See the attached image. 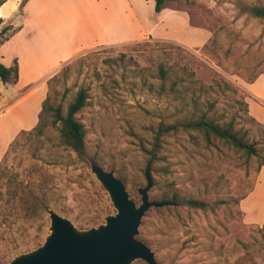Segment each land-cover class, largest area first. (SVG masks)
I'll return each instance as SVG.
<instances>
[{"label": "rangeland", "instance_id": "obj_1", "mask_svg": "<svg viewBox=\"0 0 264 264\" xmlns=\"http://www.w3.org/2000/svg\"><path fill=\"white\" fill-rule=\"evenodd\" d=\"M28 1L14 29L11 22L0 24V31L11 28L0 36L1 44L8 41L0 62L16 65L18 76L20 69L23 75L16 84L4 83L0 96V264L45 244L51 234L49 211L80 232L117 214L92 171L93 162L121 178L140 206L139 190L147 185L144 174L159 124L199 119L213 103L211 115L235 119L260 156L250 158L218 142L198 150L185 134L163 138L152 164L151 200L159 189H176L211 208H151L137 238L159 264H264V227L248 224L240 207L264 160V125L252 122L246 100L250 83L264 75V20L242 13L241 4L264 5V0H168L159 15L154 0H145L148 22L144 19L142 33L147 28L149 37L89 50L106 39L130 37L123 23L130 0ZM161 65L171 68L175 78L213 85L214 92H198V108L192 94L161 97ZM82 87L90 95L77 115L87 128L83 157L60 144L56 127L42 135L33 132L47 98L66 109ZM259 93L264 96V81ZM131 264L147 263L137 259Z\"/></svg>", "mask_w": 264, "mask_h": 264}, {"label": "trees", "instance_id": "obj_2", "mask_svg": "<svg viewBox=\"0 0 264 264\" xmlns=\"http://www.w3.org/2000/svg\"><path fill=\"white\" fill-rule=\"evenodd\" d=\"M6 1L7 0H0V7ZM27 1L28 0H23L21 7H23ZM167 1L168 0H154L155 14L159 15L163 12L164 5ZM241 11L242 13L249 14L254 18L264 20V5L247 6L245 4H241ZM0 23H2L1 20ZM10 30V27L3 28L0 31V36L5 35ZM6 39L7 38H5V40ZM18 78V67L16 65L13 67H6L0 62V79L3 83L7 84L12 82L16 84ZM157 79L158 92L161 97H174L175 99L188 98L189 94H192L191 102L195 108H198L200 104L198 102L200 99V97L197 96L198 92L204 94L214 92L213 85L205 86L196 80L186 81L183 78H175L173 70L165 65L158 67ZM199 84L201 85L199 86ZM225 85L228 89L231 87L227 83ZM196 87H198V89L193 90ZM89 98V89L85 87H82L77 92L76 96L66 109L62 104H53L47 98L40 113L39 124L33 132L42 135L44 134L45 129H48L49 126L56 127L59 132L60 144L66 149L75 152L79 156H85L88 152L86 142L87 128L85 124L79 120L77 115L85 107H87ZM214 107L215 103L211 104L210 109L204 112L199 119L191 117L190 119H185V121H164L160 123L158 130L155 132L154 142L152 143L154 151H150L151 155H156L154 159H158L157 150H160L163 138L166 140L168 138L178 136L179 134H185L188 137V140L191 141L192 145H194L198 150L202 147H217L216 142H218V144H224L243 151L250 158L252 156L259 157L260 153L258 151L260 148L255 146L256 142L251 141L247 135L245 136L243 133L241 134V130L236 128L235 119H232L231 121H224L221 118L212 116L211 113ZM251 119L253 123L261 125L259 122H256L253 117ZM262 168H264V160L259 165L258 172ZM120 180L122 181L121 178ZM13 194L14 196H17L18 193L14 192ZM152 200L172 201L177 204V206L174 207L182 205L203 211L211 208L209 203L191 197L182 196V194L176 189H172L168 192L164 189H159L153 196ZM29 207H33L32 204L29 205ZM156 209L157 211L162 210V208ZM139 239L142 240L141 238Z\"/></svg>", "mask_w": 264, "mask_h": 264}, {"label": "water", "instance_id": "obj_3", "mask_svg": "<svg viewBox=\"0 0 264 264\" xmlns=\"http://www.w3.org/2000/svg\"><path fill=\"white\" fill-rule=\"evenodd\" d=\"M145 170L147 185L139 190L141 205L130 198L125 184L114 172L105 171L92 163V171L108 191L117 214L106 218V224L86 232L78 231L73 223L49 211L51 234L37 250L16 257L11 264H131L137 259L147 264H159L155 253L137 237L142 219L151 208L177 206L172 201H152L154 186L152 163Z\"/></svg>", "mask_w": 264, "mask_h": 264}, {"label": "crops", "instance_id": "obj_4", "mask_svg": "<svg viewBox=\"0 0 264 264\" xmlns=\"http://www.w3.org/2000/svg\"><path fill=\"white\" fill-rule=\"evenodd\" d=\"M144 1L145 0L129 1L131 2L129 5L131 8L130 15H127L129 16V18H124L125 20L123 23L125 24V29H123L130 32V37L124 38L122 40H117V37L111 40L106 39L104 40V42L101 41L100 43L89 46L88 50L96 47H118L129 45L131 43L139 42L149 37V31L147 28V31H144V34L142 33V30L144 29V19H147L148 22V9L146 10V14L143 11ZM132 2L137 4V6L139 7L138 10H134ZM22 3L23 0H7L0 7V20L2 21V23L0 24L10 25L11 23H13L14 29L17 26L15 21L23 16V14L25 13L24 10L28 8L29 1H27L23 7H21ZM144 14L146 16H144ZM5 43H8V41H4L2 44L0 43V50ZM4 60L5 57L1 55L0 61ZM8 66L13 67L14 65L12 64ZM22 79L23 75L20 69L19 81H21ZM262 81H264V75L257 77L255 81L250 83L251 87L247 88L248 97L246 98V100L250 115L254 117L257 122L264 125V106L258 103V101L264 103V96L259 93L260 83H262ZM5 92L6 85L0 79V96H3ZM240 207L248 224L264 227V168H262L256 174L254 186L249 191V193L241 200Z\"/></svg>", "mask_w": 264, "mask_h": 264}]
</instances>
